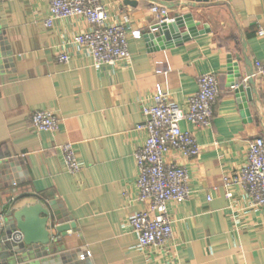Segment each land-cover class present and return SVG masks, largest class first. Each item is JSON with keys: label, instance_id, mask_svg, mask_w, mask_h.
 I'll return each instance as SVG.
<instances>
[{"label": "crops", "instance_id": "obj_1", "mask_svg": "<svg viewBox=\"0 0 264 264\" xmlns=\"http://www.w3.org/2000/svg\"><path fill=\"white\" fill-rule=\"evenodd\" d=\"M100 3L107 24L127 31L129 60L95 67L86 49L73 44L89 30L82 17L56 19L47 28L48 0H0V219L36 204L62 213L68 229L50 228L57 244L48 259L62 256L67 264H264V207H250L242 188L224 186L245 165L248 143L264 140V79L253 76V63L264 60V0L170 2L171 20L192 14L197 29L208 32L158 51L144 39L158 0ZM63 52L66 64L56 60ZM228 55L240 58L250 101L244 94L238 102L230 87ZM206 74L215 75L220 89L210 127L180 123L200 155L166 156L186 169L189 196L167 204L169 241L139 250L128 218L146 209L134 162L145 141L136 129L142 102L161 91L184 109ZM36 110L56 116L55 133L32 130ZM68 143L81 166L74 175L59 149ZM87 251L91 256L80 260Z\"/></svg>", "mask_w": 264, "mask_h": 264}, {"label": "built area", "instance_id": "obj_2", "mask_svg": "<svg viewBox=\"0 0 264 264\" xmlns=\"http://www.w3.org/2000/svg\"><path fill=\"white\" fill-rule=\"evenodd\" d=\"M155 25L169 23V10L161 5L150 9ZM49 16L44 25L49 28L56 19L82 17L88 24L86 33L73 38V44L84 47L95 67L113 65L129 60L128 35L123 25H108V13L100 0H48ZM152 26V27H153ZM263 35L262 31L258 32ZM60 64L69 61L67 53H60ZM254 77L264 79V60L253 63ZM197 92L186 101L184 109L175 107L164 92H157L142 102L143 122L136 129L145 134V141L134 153L137 171L136 189L138 201L146 209L133 213L128 223L136 238L139 250L161 247L172 236V221L167 204L182 202L189 196L188 173L178 164L166 161V156L175 152L185 159L197 158L200 147L194 136L182 131L180 123H191L196 129H208L211 125L214 106L220 96L218 81L214 74L197 78ZM34 132L55 133L58 129L56 116L45 110H36L29 116ZM65 170L74 175L80 171L72 144L59 147ZM236 185L244 190L250 207H264V140L256 137L248 143L246 163L231 180H224V186ZM226 197H231L230 193ZM13 242H20L22 236L15 231L10 236ZM90 252L80 257L85 260Z\"/></svg>", "mask_w": 264, "mask_h": 264}, {"label": "water", "instance_id": "obj_3", "mask_svg": "<svg viewBox=\"0 0 264 264\" xmlns=\"http://www.w3.org/2000/svg\"><path fill=\"white\" fill-rule=\"evenodd\" d=\"M158 1L161 6L172 9L173 6L168 3L180 0ZM182 1L194 4L207 2V0ZM125 4L134 6L136 3L126 1ZM198 26L199 22L194 21L192 14L176 15L172 22L153 26L151 32L145 35L144 39L152 51L164 50L208 32L207 29L198 30ZM181 30L184 31L181 32ZM234 58L236 63L233 62ZM239 59L238 56H227L226 68L231 79L230 87L234 88V95L238 102H241L239 100L244 94L250 101L253 90L244 86L237 66ZM247 83L253 84L250 77H248ZM244 107L246 106L244 105ZM52 210V208L48 209L36 204L0 219V264H67L62 256L48 259L55 255L57 244L50 234V228H54L57 234L68 229V226H64L66 222L63 221L62 213ZM55 224H57L56 227ZM73 227L71 224V228ZM15 231L22 236L20 242L10 240V236Z\"/></svg>", "mask_w": 264, "mask_h": 264}]
</instances>
